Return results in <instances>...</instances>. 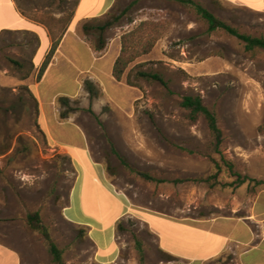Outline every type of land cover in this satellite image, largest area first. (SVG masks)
Wrapping results in <instances>:
<instances>
[{"label": "rangeland", "instance_id": "rangeland-1", "mask_svg": "<svg viewBox=\"0 0 264 264\" xmlns=\"http://www.w3.org/2000/svg\"><path fill=\"white\" fill-rule=\"evenodd\" d=\"M78 1L18 0L33 28L0 35V243L19 251L24 264H103L87 229L66 216L77 171L47 142L30 90L41 74L37 54L46 33L53 43L61 39ZM193 1L240 33L264 38V12L220 0ZM108 24L103 34L97 30ZM85 25L89 30L81 25L79 32L95 48L102 41L121 50L125 37L130 54L138 56L121 81L128 85L130 73L137 86L140 97L132 105H127L131 93L108 84L106 95L99 91L96 100L69 106L104 184L129 212L118 222L124 230L115 226L110 264H139V246L146 264L166 263L143 213L197 225L255 213L264 223V186L248 180L239 185L221 161V156L231 161L242 177L264 181V50L247 52L225 31L210 33L192 6L176 0H117L97 22ZM150 42L154 46L146 53ZM138 72L159 74L168 88ZM189 95L201 97L216 113L222 155L211 148L205 121L191 122L180 107ZM34 213L62 251L61 263L45 237L30 228L28 216Z\"/></svg>", "mask_w": 264, "mask_h": 264}, {"label": "crops", "instance_id": "crops-1", "mask_svg": "<svg viewBox=\"0 0 264 264\" xmlns=\"http://www.w3.org/2000/svg\"><path fill=\"white\" fill-rule=\"evenodd\" d=\"M116 1L79 0L67 31L48 67L41 73L39 69L53 47L46 33L45 45L37 54L36 72L41 74L30 86L43 135L56 151L71 160L77 171L65 207L66 216L77 227L87 229L103 264L112 262L116 250L115 226L129 212L124 202L104 184L101 166L93 160L87 135L75 116L71 112L63 118L62 114L76 100L90 101L86 82H92L103 95L107 93L108 84L131 93L127 105L140 97L138 89L113 77V67L121 50L113 43L99 52L79 32L81 25L84 30L85 23L111 11ZM220 1L264 12V0ZM32 28L33 22L23 14L18 0H0V35ZM70 132L72 138L68 135ZM142 218L156 237L159 252L167 257L164 264H264V223L255 213L249 217L221 216L201 225L152 213H143ZM0 264L24 263L19 251L0 243Z\"/></svg>", "mask_w": 264, "mask_h": 264}, {"label": "trees", "instance_id": "trees-1", "mask_svg": "<svg viewBox=\"0 0 264 264\" xmlns=\"http://www.w3.org/2000/svg\"><path fill=\"white\" fill-rule=\"evenodd\" d=\"M182 4L185 5H190L192 6L197 14L208 24V31L210 33L215 32L217 30H223L225 31L228 35L237 38L238 40L242 41L245 44V50L247 52H251L255 49H262L264 50V38H256L252 37L246 34L240 33L238 30L228 26L224 22L220 21L217 19L212 13H210L208 10H206L204 7H202L200 4L194 2L193 0H176ZM99 18L91 20L92 22H97ZM111 24L105 25L103 27L99 26L97 27V30L103 34L108 27H110ZM89 29L85 26L84 31H88ZM61 39H58L54 41L53 47L49 55L47 56L42 69L41 73L45 71V69L48 67L53 55L55 54L59 42ZM154 46L153 42H150L148 44V50H146V53H148ZM105 43L102 41L99 42V45L96 47L97 51L101 52L104 50ZM138 56H133L130 54L129 46L126 41V38H122V49L119 57L117 58L114 67H113V77L116 81L121 82L127 73V70L129 66L135 61V59ZM130 73L127 76V84L131 87H137L134 85V83L131 82L130 80ZM137 75L140 78H143L149 82L157 81L161 83L165 88H168V83L159 75L156 73H149V72H138ZM87 91L90 94L91 100L95 97H99V90L98 88L92 83V82H86L85 84ZM36 110L38 111V106L37 103L31 95ZM65 104L68 105V102L65 101ZM180 107L187 112L188 119L191 122H197L200 118H202L208 128V131L211 136V148L217 155H222L221 152V146L224 141V135L222 130L219 128L218 125V119L217 115L214 111L209 109L203 102V99L199 96H184L180 102ZM75 110H70L69 108L67 111H65L62 114L63 118H66L69 113L73 112ZM93 114L92 110H89ZM216 168L218 169V172L221 171L222 166L220 163L216 160H213ZM221 161L223 165L228 169L230 174H235L237 176V183L239 185L244 184L247 180L255 183L256 186H264V181H258L254 179H249L246 177H242L240 174H237L234 172L235 165L231 162L226 160L223 156H221ZM147 179H152L149 176L145 175ZM28 224L30 228L34 231L40 232L46 239V241L49 243V250L54 258V261L57 263H61L63 261L62 259V251L58 249V247L52 242L50 233L46 227L42 225L40 214L39 213H34L30 214L28 216ZM118 224V223H117ZM118 230L122 231L124 228L121 226V224H118ZM139 264H146L145 263V255L142 251V248L139 246Z\"/></svg>", "mask_w": 264, "mask_h": 264}]
</instances>
